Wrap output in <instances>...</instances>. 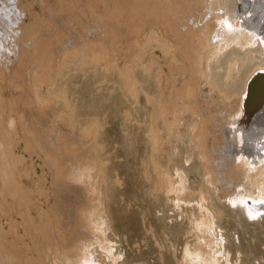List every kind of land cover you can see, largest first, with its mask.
<instances>
[{"label": "bare ground", "instance_id": "1", "mask_svg": "<svg viewBox=\"0 0 264 264\" xmlns=\"http://www.w3.org/2000/svg\"><path fill=\"white\" fill-rule=\"evenodd\" d=\"M63 34L94 59L115 63L125 75L128 105L141 90L143 109L150 110L146 120L141 115L146 127L126 145L128 174L137 177L142 200L159 208L170 203V213L187 216L195 242H186L183 263L218 264L210 253L217 248L213 218L219 216L208 205L210 193L238 223L242 238L228 231L238 240L229 248L248 251L254 235L248 236L247 222L264 212V0H0V264H103V258L117 264L102 203L110 191L102 190L109 180L104 163L79 150L80 136L62 133V154L44 144L49 133H60L51 121L55 105L66 110L51 80L62 66L52 53H62L54 45ZM41 51L50 52L46 60ZM33 54L41 60L30 59ZM23 71L29 73L25 84L16 80ZM11 83L17 89L3 94ZM62 127L73 129L68 120ZM19 143L25 150L17 151ZM25 154L38 156L49 177L37 174ZM70 181L86 203L68 208L62 198L61 225L52 187ZM46 189L53 200L43 206ZM256 239L244 258L264 252V238ZM223 261L230 264L227 255Z\"/></svg>", "mask_w": 264, "mask_h": 264}, {"label": "rangeland", "instance_id": "2", "mask_svg": "<svg viewBox=\"0 0 264 264\" xmlns=\"http://www.w3.org/2000/svg\"><path fill=\"white\" fill-rule=\"evenodd\" d=\"M38 11L40 12L39 8ZM120 32L125 31L120 30ZM63 35L65 36L62 43L54 45L58 46L56 48L62 49V53H52L54 55L52 60L62 58V66L54 69L55 71L49 69V72L51 74L54 71L57 74L52 76L51 80L55 82V91L63 94L66 101L65 111H63L61 105H55L54 111L55 113H64L65 117H57L55 113L51 115L52 123L61 127L60 133L54 131L49 133L50 136L45 139L44 144H50L55 152L62 154V133L64 136L68 138L72 137L75 140L77 136H80L81 140L77 143L79 150L83 153L85 152L86 156L92 154L90 157L94 153L98 160L104 163L103 174L109 180L103 183L102 190L108 188L110 191L107 194L108 199L106 194L104 198L102 197V203H104L103 207L105 208L106 217L109 219L110 233L113 234L112 238L116 242L113 250V255H115L112 259L117 264H184V246L187 241L189 245L195 242V231L191 230L192 226L189 229L187 216H177L176 210L174 213H170L172 208L170 203L159 208L155 200L151 205L146 200H142L140 186L136 181L137 177L133 174H128L127 164L130 157L127 155L126 145H128L131 137L137 138L140 128L144 129L146 127L145 123H140V121H143L141 115L143 114L146 120V114L150 110V108L146 111L143 109L146 104H144L145 99L142 98L141 90L139 88L135 89L136 101L131 106L128 105L127 99L130 93L125 75L119 74L116 71L115 63L103 59H94L89 52L79 47V44H77L78 39L70 34ZM96 38L100 39V36H96ZM106 40L104 39L105 45L109 42ZM75 50L77 54L73 52ZM46 53L50 54L48 51ZM46 53L41 51L38 54L46 60V57H48ZM36 56V54H33L30 59H37L35 58ZM116 59L122 61L123 58L117 56ZM37 60L41 59L38 58ZM102 65H104V68ZM136 72L140 76L142 70L137 69ZM28 77L29 73L23 71L21 76L16 80H19L21 84H25L26 78ZM1 85L3 86L4 83ZM42 86L39 85V91H43ZM6 87L3 94L11 93L17 89L13 83L8 84ZM27 88V85L23 86V89ZM153 94L156 95V90H154ZM48 109L45 110L48 111ZM67 120L73 128L72 131L62 127ZM57 143L60 148L55 149L53 145ZM17 148L18 152L25 150L21 143L18 144ZM137 148L135 147L134 152L132 151L134 164H138L139 160ZM50 151L52 152L51 149ZM88 151L90 152L88 153ZM27 156H30V159ZM37 158L38 156L35 154H32V156L25 154L27 164L30 163L29 165L31 167L33 165L37 174L46 173V177H49L47 167H44L42 160H39V158L37 160ZM37 165L38 167H36ZM149 173L152 175L151 167L149 168ZM74 185L75 183L70 181L68 186L62 187V183H58L52 187L56 192L54 198L56 201L55 208L61 216V225L63 219L62 198L69 201L68 208L70 204L71 207H76L80 203H86L83 202L86 201V197L79 198L80 193L77 192ZM47 187L49 188V179L46 180ZM46 190L49 196L46 195L44 197V195L39 197L43 206L46 205L47 202L44 201L47 199L49 203L53 200L51 192L48 189ZM209 195L211 199L208 205L219 215L213 218V226H215L214 240L218 245L217 243L215 244L217 247L216 250H210L211 255L217 260L218 264H225L223 260L226 255L229 257L230 264H239L247 259L246 264H259L255 260L259 256L264 255V252L257 253L256 255L251 254L248 258H244V255L247 252L249 253L251 248L257 243V239L255 240L256 236H258V239L264 238V215H262L264 212H260L262 217L258 216L257 219L256 217L254 218L257 220H253L255 224L251 220V223L249 221L247 222L248 227L252 229L248 236L251 237L254 235V238L252 240L250 239V244L246 242L249 244L250 249L246 251V248L242 246L241 252L239 250L240 254L235 253L231 247L229 248V245H237V235H234L236 236L234 237L231 233L230 235L228 233L232 232V230L238 231L239 229L235 225L238 223L232 222L231 217L233 216H224V202L217 201L211 193ZM183 212L190 215V213ZM170 214L173 216H169ZM238 215L236 221H242L244 223L245 216ZM14 216L19 217V215ZM103 216L105 215L103 214ZM233 225L236 226V229L233 228ZM222 229L226 232L224 233ZM254 230H256L257 234H254ZM188 231L190 232L188 233ZM238 232V237L241 240V232ZM218 234L219 236H217ZM248 236H245V238L247 237L248 239ZM235 240L236 242L234 243ZM243 244L245 245V243ZM227 248H229L228 253ZM215 251L217 253L214 255ZM110 259L103 258L100 261L102 263L105 262L103 264H106V262L109 264L111 262ZM233 261H238V263H234ZM19 263L25 264L17 262V264ZM260 264H264V261H261Z\"/></svg>", "mask_w": 264, "mask_h": 264}, {"label": "snow or ice", "instance_id": "3", "mask_svg": "<svg viewBox=\"0 0 264 264\" xmlns=\"http://www.w3.org/2000/svg\"><path fill=\"white\" fill-rule=\"evenodd\" d=\"M250 218H255V217H250Z\"/></svg>", "mask_w": 264, "mask_h": 264}]
</instances>
